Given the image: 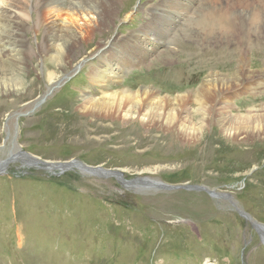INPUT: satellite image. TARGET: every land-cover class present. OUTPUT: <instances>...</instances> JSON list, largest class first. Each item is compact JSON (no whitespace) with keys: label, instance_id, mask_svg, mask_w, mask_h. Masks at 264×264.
<instances>
[{"label":"rangeland","instance_id":"obj_1","mask_svg":"<svg viewBox=\"0 0 264 264\" xmlns=\"http://www.w3.org/2000/svg\"><path fill=\"white\" fill-rule=\"evenodd\" d=\"M240 1L225 0L220 7H238ZM159 2L123 0L113 15L119 19L117 26L112 23L79 45L83 54L77 52L75 59L86 55L95 61L96 43L114 37L120 42L153 23L152 9ZM241 2L242 12L250 0ZM29 15L35 17L31 29L34 25L41 37L49 22L63 24L53 14L39 26L35 12ZM28 38L30 72L23 88L0 94V162L7 161L16 145L51 163L81 161L117 170L126 180L198 185L231 196L238 210L264 226V134L230 135L215 116L211 123L204 121L206 126L195 120L192 131L197 133L185 140L177 128L147 126L137 115H101L103 111H92L83 102L84 96L96 99L103 93L91 85L86 66L48 90L44 75L33 69L32 47L41 39L34 32ZM195 45L190 41L179 49L178 58L172 57L176 65L165 64L172 61L169 57L132 67L114 90L153 87L161 97L176 98L203 83L212 63L217 62L215 73L233 75L238 59L203 57L199 50L210 45L199 42L194 49ZM248 56L249 69L264 79V52L254 49ZM250 85L238 90L233 111L224 116L263 114L264 86ZM247 87L251 89L244 93ZM18 113L23 114L15 120ZM0 173V264H264V245L252 226L228 201L204 192L130 189L113 178H94L77 170L53 175L22 167L18 161L1 167Z\"/></svg>","mask_w":264,"mask_h":264},{"label":"bare ground","instance_id":"obj_2","mask_svg":"<svg viewBox=\"0 0 264 264\" xmlns=\"http://www.w3.org/2000/svg\"><path fill=\"white\" fill-rule=\"evenodd\" d=\"M159 1V5L152 9L153 23L145 22L140 30L121 39L120 42L114 37L104 43H96L95 55H92L95 61H92L86 55H81L76 60L77 52H80L79 45L85 44L86 40L95 36L97 32H102L106 27L110 28L112 23L113 28L117 26L119 19L113 15L123 0H0V94L21 92L25 76L30 72V62L26 54L29 42L26 40L29 39V33L34 32L35 37L41 41L32 47V57L36 60L33 69H36L39 75H44L48 90L62 84L69 73L78 72V69L86 66L93 88L103 91L102 96L96 99L83 95L88 99L83 100L84 104L90 105L89 109L92 111L98 109L96 111L104 112H98L101 115L110 116L137 115L146 120L147 126L163 125L168 130L177 128L181 131L179 136L185 140L194 138L197 133L192 131L195 120L205 125L204 121L211 123L215 116L220 118L215 122L220 125L222 131L228 129L230 135L243 134L252 138L263 135L264 111L260 115L252 113L244 117H231L233 114L226 117L224 114L233 111L232 100L236 98V93L243 85L264 82L263 76L255 77L254 71L247 65L250 50L264 52V0L262 3L261 0H256L257 3L251 0L244 3L245 8L242 12L238 9L243 8L242 0L238 2V7L231 4L223 8L220 5L225 0ZM31 11L35 12L39 26L53 14L62 19L63 24L60 26L55 21L49 22L41 37L34 25L31 29V24L35 22V17L29 15ZM186 41L194 42L196 44L194 49L198 47L199 42L209 44L210 48L206 51L199 50L203 57L208 54L216 61L238 59L239 63L233 75L215 73L217 63L215 61L210 68V75L203 83L193 91L184 95L179 94L176 98L161 97L160 92L153 87L136 92L129 89L114 90L121 82V77L132 67L148 66L169 57L171 59L177 57L179 49L188 44H184ZM186 54L190 59L193 51L192 54L189 52ZM175 63L176 61L172 59L165 64ZM250 87L245 88L244 93H248ZM39 103L40 101H37L29 109ZM22 114L13 115V118L16 120ZM21 154L15 145L8 154L7 161L0 162V167H5L13 160L21 161L27 167L32 165L30 160ZM32 167L46 168L42 164ZM71 170L79 171L75 165ZM85 173L90 175L88 172ZM138 179L122 185L140 190L155 187L152 180Z\"/></svg>","mask_w":264,"mask_h":264},{"label":"water","instance_id":"obj_3","mask_svg":"<svg viewBox=\"0 0 264 264\" xmlns=\"http://www.w3.org/2000/svg\"><path fill=\"white\" fill-rule=\"evenodd\" d=\"M22 154L21 155H25L26 158H28L30 160V163L32 165H37V164H42V165H45L46 166V170L50 171L52 169H56V170H59V172H62V171H66V170H69L71 169L74 165L77 166V168L81 171H85V172H88L90 173L91 176L95 177H103V178H109V177H113L119 184H124L125 182L129 183V182H133V181H136L137 179H131V180H126L123 178V175L122 173H120L119 171L117 170H104L100 167H89L87 165H85L83 162H78V161H70V162H64V163H60V162H47V161H43V160H40V159H36L32 156H30L29 154H26L25 152H21ZM92 172V173H91ZM141 179H147V178H141ZM140 179V180H141ZM139 180V179H138ZM153 183L155 185L154 189H157V190H164V191H167V190H186V191H192V192H204L206 193L209 197H212V198H215V199H221L223 201H228L230 203V205L235 209H236V206L231 198V196L227 195L226 193L225 194H220V193H217L215 192L214 190H208L202 186H192V185H181V186H169V185H165V184H162L158 181H155L153 180ZM152 183V184H153ZM237 212L243 216L245 219H247L249 222H250V219L247 215H245L242 211L240 210H237ZM255 223V222H254ZM253 230H255V232L257 233L258 237L261 239V242L264 244V235H263V232H264V226L261 225V224H258L256 225L257 223L253 224L252 222H250ZM262 227V229H260V226Z\"/></svg>","mask_w":264,"mask_h":264}]
</instances>
